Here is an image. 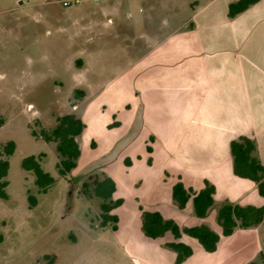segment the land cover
Here are the masks:
<instances>
[{"label":"rangeland","instance_id":"obj_1","mask_svg":"<svg viewBox=\"0 0 264 264\" xmlns=\"http://www.w3.org/2000/svg\"><path fill=\"white\" fill-rule=\"evenodd\" d=\"M63 1L0 0V151L16 144L0 198V264H176L173 235L146 237L141 207L220 235L206 252L183 234L194 250L183 264H264V222L231 236L218 224L226 202L264 206L257 184L234 175L229 147L241 134L264 140V0L234 18L238 0ZM69 113L86 128L63 177L56 143L39 134ZM31 155L56 178L47 193L22 168ZM103 173L123 200L116 231L100 225L101 200L81 194ZM205 178L217 192L201 218L192 199L177 206L172 187L181 179L199 191Z\"/></svg>","mask_w":264,"mask_h":264},{"label":"trees","instance_id":"obj_2","mask_svg":"<svg viewBox=\"0 0 264 264\" xmlns=\"http://www.w3.org/2000/svg\"><path fill=\"white\" fill-rule=\"evenodd\" d=\"M260 0H238L229 4L228 16L234 18L240 13L248 10L252 5ZM81 97L83 91L76 90ZM86 128L85 122L75 113H69L57 117V125L50 131L41 130L40 136L46 142H55L56 151L59 155L57 170L61 176L69 175L76 167L77 161L81 156V148L77 137ZM36 135V133H35ZM151 140L154 138L151 137ZM16 144L14 141L7 142L0 151V198L7 200L8 193L6 188L9 185L6 179L10 169V157L14 154ZM148 152H152L151 146H147ZM230 150L233 157L234 174L240 178L249 179L257 184L259 194L264 197V165L258 154L256 142L246 136L232 140ZM129 160H126L128 163ZM22 168L32 171L35 175V184L40 193H47L56 183V178L51 173L45 171L41 164L40 157L35 155L28 156L22 160ZM117 191L116 181L106 173L93 174L83 182L81 194L84 197H97L101 200L99 214L100 225L105 228L112 224V229H118V215L113 211L122 205L123 200H114L113 196ZM216 187L208 180L205 186L198 192L187 188L179 180L172 187V197L180 209H184L192 199L194 213L198 217H205L209 209L215 202ZM30 205L33 207L37 203L35 196H29ZM142 210V231L144 235L151 239H156L170 232L175 241L168 242L166 247L176 252V264H182L193 254V248L179 241L183 234L196 239L206 252H215L220 242V235L207 225H198L182 228L175 220L166 218L159 211ZM264 222V206L240 205L237 203L226 202L218 212V224L222 228L224 236H231L236 228L248 229L257 227ZM250 264H256L254 262Z\"/></svg>","mask_w":264,"mask_h":264},{"label":"crops","instance_id":"obj_3","mask_svg":"<svg viewBox=\"0 0 264 264\" xmlns=\"http://www.w3.org/2000/svg\"><path fill=\"white\" fill-rule=\"evenodd\" d=\"M261 1V0H260ZM259 1V2H260ZM258 3V2H257ZM256 3V4H257ZM255 5V4H254ZM253 6V5H252ZM247 11V10H246ZM246 11H244V12H246ZM243 12V13H244ZM241 14V13H240ZM236 17V16H235ZM241 136H246V137H248V138H250V139H252V140H254L255 142H256V145H257V154H258V156H259V158H260V160H261V162H262V164L264 165V140L260 137V136H258V135H255V134H253V133H251V134H241V135H239V137L238 138H240ZM151 137H153L154 139V141H155V137H154V135H150L149 136V140H151L150 138ZM232 140H235V139H232ZM231 140V141H232ZM231 141H230V143H231ZM230 143H229V147H230ZM211 152V151H210ZM230 153H231V150H230ZM207 154V153H206ZM208 154H209V152H208ZM201 156L202 157H204V154H201ZM216 156H217V154H216ZM231 156H232V154H231ZM214 160H216V159H214ZM214 160H211L210 158L208 159V162H207V164H206V166H208L209 164H213V161ZM228 160V159H227ZM209 166H211V165H209ZM232 171H233V157H232ZM233 173H234V171H233ZM235 175V174H234ZM238 177V176H237ZM243 179H245V178H243ZM179 180H181V179H179ZM206 180H208V179H204V184H205V181ZM249 180V179H248ZM182 181V180H181ZM209 181V180H208ZM251 181V180H250ZM183 182V181H182ZM210 182V181H209ZM184 183V182H183ZM211 183V182H210ZM213 184V183H212ZM185 185V184H184ZM214 185V184H213ZM187 188H190V189H192L190 186H187V185H185ZM215 187H216V185H215ZM258 188V187H257ZM193 190V189H192ZM201 190V189H200ZM194 191V190H193ZM194 192H198V191H194ZM216 192H217V187H216ZM259 193V192H258ZM216 194V193H215ZM240 205H242V204H240ZM244 205H252V204H244ZM256 206V205H255ZM187 244V243H186ZM183 264V263H182Z\"/></svg>","mask_w":264,"mask_h":264},{"label":"built area","instance_id":"obj_4","mask_svg":"<svg viewBox=\"0 0 264 264\" xmlns=\"http://www.w3.org/2000/svg\"><path fill=\"white\" fill-rule=\"evenodd\" d=\"M73 1H79V0H65V1H63V5L66 7L70 6ZM94 1H99V0H94Z\"/></svg>","mask_w":264,"mask_h":264}]
</instances>
